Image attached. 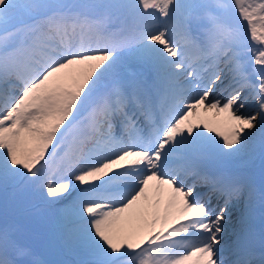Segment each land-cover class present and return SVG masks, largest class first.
Listing matches in <instances>:
<instances>
[{"label":"snow or ice","instance_id":"6c2138e0","mask_svg":"<svg viewBox=\"0 0 264 264\" xmlns=\"http://www.w3.org/2000/svg\"><path fill=\"white\" fill-rule=\"evenodd\" d=\"M0 264H264V0H0Z\"/></svg>","mask_w":264,"mask_h":264}]
</instances>
